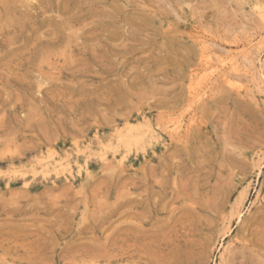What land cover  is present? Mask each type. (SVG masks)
<instances>
[{
    "label": "rangeland",
    "instance_id": "rangeland-1",
    "mask_svg": "<svg viewBox=\"0 0 264 264\" xmlns=\"http://www.w3.org/2000/svg\"><path fill=\"white\" fill-rule=\"evenodd\" d=\"M0 70V264H264V0H0Z\"/></svg>",
    "mask_w": 264,
    "mask_h": 264
},
{
    "label": "bare ground",
    "instance_id": "bare-ground-1",
    "mask_svg": "<svg viewBox=\"0 0 264 264\" xmlns=\"http://www.w3.org/2000/svg\"><path fill=\"white\" fill-rule=\"evenodd\" d=\"M31 4V2H30ZM62 18V17H61ZM75 18V17H74ZM83 20V19H82ZM72 26V25H71ZM85 29V28H84ZM75 31V30H74ZM55 35V34H54ZM63 35V33H62ZM75 36V35H74ZM43 45V44H42ZM32 53V52H31ZM60 53V52H59ZM29 56V55H28ZM46 56V55H45ZM204 56V55H203ZM60 57V56H59ZM204 59V58H203ZM51 60V59H50ZM49 60V61H50ZM205 60V59H204ZM40 62V61H39ZM15 65V63H14ZM13 65V66H14ZM40 70V69H39ZM2 71V70H0ZM10 72V71H9ZM24 73V72H23ZM260 74V73H259ZM42 75V74H41ZM43 81V80H42ZM229 82V81H228ZM231 83V82H230ZM234 83V82H233ZM262 83V82H261ZM237 84V83H236ZM263 84V83H262ZM233 86V85H232ZM197 89V88H196ZM199 90V89H198ZM239 90V88H238ZM191 91V90H189ZM189 93V92H188ZM205 94V93H203ZM202 94V95H203ZM207 95V94H206ZM194 96V95H193ZM200 95H197L196 98L197 100H201ZM203 97V96H202ZM194 98V100L196 99ZM199 98V99H198ZM195 102V101H194ZM190 103V102H189ZM188 103V105H189ZM190 106V105H189ZM184 112V111H183ZM182 112V113H183ZM181 116V114H180ZM139 118V117H138ZM131 119V118H130ZM137 119V118H136ZM179 118H177L178 120ZM126 121V120H125ZM180 122V121H179ZM176 123V122H175ZM178 123V122H177ZM160 124V123H159ZM161 125V124H160ZM176 125V124H175ZM175 127V126H174ZM177 127V126H176ZM159 130H161L168 138L169 140H171L173 143L176 142L178 144H183L184 142V136L181 135V132L178 131V127L172 128L168 126L167 123L163 124V126L161 125ZM117 129V128H116ZM158 130V129H157ZM156 130H154L153 128H151V126L149 125H142V126H135V124L130 123L129 120L126 121V124L124 125V128L121 130H117V134L114 135L110 140V144L106 147H102V153L103 156H106V154L108 153L109 150H114L115 153L119 152V149L124 146L125 147V152L126 153H130V148L132 147V144L134 142H148V143H153L155 141H158L159 137L156 136ZM100 132V131H99ZM99 132H97L96 135V143L102 144L103 143V139L105 138L104 136H100ZM105 132V131H104ZM101 133V132H100ZM159 135V134H158ZM161 135V134H160ZM159 135V136H160ZM92 138V137H91ZM162 139V138H161ZM165 141L164 139L162 140V142ZM106 142V141H105ZM165 143V142H164ZM170 143V141H169ZM138 144V143H136ZM160 145V144H158ZM165 145V144H164ZM168 145V144H167ZM105 146V144H104ZM156 147V146H155ZM90 148V147H89ZM121 151V150H120ZM111 154V152H109ZM117 155V154H116ZM122 156V155H121ZM13 157V156H12ZM107 157V156H106ZM119 157V156H118ZM15 158V156L13 157ZM13 160V159H12ZM34 163L36 164H41V161H35ZM47 165V164H46ZM35 166L32 167V169ZM56 167V166H55ZM241 203V202H240ZM241 213L238 214V218L240 220L241 218ZM243 216V215H242Z\"/></svg>",
    "mask_w": 264,
    "mask_h": 264
}]
</instances>
